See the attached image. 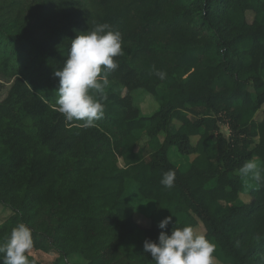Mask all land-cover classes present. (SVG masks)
<instances>
[{
  "label": "trees",
  "instance_id": "1",
  "mask_svg": "<svg viewBox=\"0 0 264 264\" xmlns=\"http://www.w3.org/2000/svg\"><path fill=\"white\" fill-rule=\"evenodd\" d=\"M103 23L121 33L123 54L104 116L85 127L59 111L54 73L71 40ZM6 85L0 244L23 223L33 264H155L146 239L201 223L218 263L264 264V0H0ZM137 90L160 101L157 111L143 114ZM172 147L187 166L171 161ZM249 160L260 181L240 175ZM146 201L150 227L135 218Z\"/></svg>",
  "mask_w": 264,
  "mask_h": 264
},
{
  "label": "clouds",
  "instance_id": "2",
  "mask_svg": "<svg viewBox=\"0 0 264 264\" xmlns=\"http://www.w3.org/2000/svg\"><path fill=\"white\" fill-rule=\"evenodd\" d=\"M122 54L121 33L113 31L107 23L97 24L71 40L63 67L54 73L59 78L55 91L56 103L67 120L83 121L85 127H90L104 116L103 101L107 100L105 88L109 84L107 77L118 68L114 57ZM155 74L161 80L166 77V73L159 70ZM239 173L242 177L251 176L256 181L261 180V171L255 160L246 161ZM175 175L171 169L165 172L162 185L173 187ZM171 223L173 216H166L158 227L163 230ZM32 243L29 227L18 224L6 242L0 244V262L33 264L26 255ZM214 250L215 245L191 225L176 227L170 235L161 231L157 241H144V251L150 253L155 264H216Z\"/></svg>",
  "mask_w": 264,
  "mask_h": 264
},
{
  "label": "rangeland",
  "instance_id": "3",
  "mask_svg": "<svg viewBox=\"0 0 264 264\" xmlns=\"http://www.w3.org/2000/svg\"><path fill=\"white\" fill-rule=\"evenodd\" d=\"M247 17H248L249 22H252L254 19V15L251 12L248 13ZM9 87H10L9 85H6L5 89L0 90V101H2L6 97ZM133 98H134V104L138 108H140L142 110L143 114L146 116L151 115L155 111H157V109L159 108V105H160V101H158L152 95L144 92L143 90L135 91L133 93ZM223 134L229 135V131L227 129L223 128ZM196 142H197V139L192 140L193 144H195ZM175 153H177V149L175 147H172L169 151L170 159L172 162H174L176 164H181L182 162H183V164L186 163L185 160L181 161V159H179V157ZM186 166H187V163H186ZM131 196L136 198V199L139 198V194H138L137 190H135L131 194ZM241 200L244 202H249L250 198L245 196V195H242ZM153 207H154V203L152 201H146L144 204H142L139 207V214H137L135 218H136V221L140 225L150 227L151 221L148 218V216L151 214ZM194 230L199 234H203V235L206 234V230L201 223H199L198 227H196ZM34 255H35V257L41 258L45 262H49V263H51L55 260V256L51 255V254L36 253ZM70 262L74 263V264H85V261H83L79 257L71 258ZM216 264H220V263H218V261H216Z\"/></svg>",
  "mask_w": 264,
  "mask_h": 264
}]
</instances>
